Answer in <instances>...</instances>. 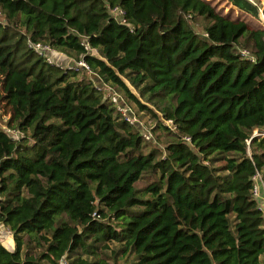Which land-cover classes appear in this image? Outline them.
I'll return each mask as SVG.
<instances>
[{
  "label": "trees",
  "instance_id": "trees-1",
  "mask_svg": "<svg viewBox=\"0 0 264 264\" xmlns=\"http://www.w3.org/2000/svg\"><path fill=\"white\" fill-rule=\"evenodd\" d=\"M226 13L0 0V264H264V26Z\"/></svg>",
  "mask_w": 264,
  "mask_h": 264
},
{
  "label": "rangeland",
  "instance_id": "rangeland-1",
  "mask_svg": "<svg viewBox=\"0 0 264 264\" xmlns=\"http://www.w3.org/2000/svg\"><path fill=\"white\" fill-rule=\"evenodd\" d=\"M210 3L215 7V9L217 11H219L222 14H225V12L229 13L227 14L230 18H243L246 19L250 24L253 25H264V0H252L253 2L256 3V5L258 6V11H257V17L253 16L249 13L243 12V11H239L236 8H234L227 0H209ZM199 23H197L195 25V29L200 31V25L204 23V20H202V18H199ZM248 48V47H247ZM54 57L55 58H61L63 59V57H65V55L63 53H59V52H54ZM99 82V80H98ZM106 89V87H105ZM130 109H133V107L131 106ZM5 115V114H3ZM133 120L135 122H137V124L141 127V128H146L150 131L149 127L153 124V120L150 119L149 117H147L146 114H141L138 113V115L136 116H132ZM158 132V131H157ZM159 138H163V133L158 132ZM139 183H143V181H139ZM5 232L7 234L10 235V231H8V229L4 228ZM5 234V233H4ZM3 233L0 234V238L2 235H4ZM117 264H127L128 263V254H124L122 257L118 258L116 261Z\"/></svg>",
  "mask_w": 264,
  "mask_h": 264
},
{
  "label": "built area",
  "instance_id": "built-area-1",
  "mask_svg": "<svg viewBox=\"0 0 264 264\" xmlns=\"http://www.w3.org/2000/svg\"><path fill=\"white\" fill-rule=\"evenodd\" d=\"M250 1L253 2L252 0H250ZM116 11H119V10L116 9ZM257 11H258V7H257ZM257 11H256V14H255L256 17H257ZM263 21H264V19H263ZM262 26H264V25H262ZM29 45L32 47V49L34 51H36L37 53L41 54L42 57L44 58V60L47 61V62H54L55 64H58L59 63L60 65L62 63H66L68 66H82V67H87L86 63L81 58L76 59V60H73V61H70L69 59H67V60L64 61L63 59H61L59 57L58 58H55L54 57L55 54L53 52V49H51V47H49L45 43L31 42V43H29ZM85 47H86V45H85ZM241 53L246 54L247 53L246 49H242L241 50ZM110 98L113 101H116L118 99V97L116 95H114V94H111ZM117 108L120 109L124 113V118L126 120H128L129 122H134L133 117H132V114H129V115L126 114V111H128V109L126 107L123 108L121 105H117ZM165 122H166L167 125H170L173 128V125H172L170 119H166ZM7 131L9 133H14L15 134V131H13L11 129H7ZM140 133H141V135L144 138L151 137L150 131L148 129H146V128H141L140 129ZM184 139H188V137L187 136H184ZM256 176H258V175H256ZM252 192H253V194H256V185L255 184L252 187ZM58 264H65V262H64V260L62 258H60Z\"/></svg>",
  "mask_w": 264,
  "mask_h": 264
},
{
  "label": "crops",
  "instance_id": "crops-1",
  "mask_svg": "<svg viewBox=\"0 0 264 264\" xmlns=\"http://www.w3.org/2000/svg\"><path fill=\"white\" fill-rule=\"evenodd\" d=\"M63 60L65 61V60H67V57L65 56V57H63ZM255 185H256V196H258V199H259V203L261 204V205H263L264 204V192H263V188H262V186H261V183H259V177L258 176H256V178H255ZM5 227L0 223V234H4V235H2L1 236V238H0V242L5 246V247H7L8 249H10V248H12V240H11V237H10V235L9 234H7L6 232H5V229H4Z\"/></svg>",
  "mask_w": 264,
  "mask_h": 264
},
{
  "label": "water",
  "instance_id": "water-1",
  "mask_svg": "<svg viewBox=\"0 0 264 264\" xmlns=\"http://www.w3.org/2000/svg\"><path fill=\"white\" fill-rule=\"evenodd\" d=\"M95 79H96V81H97V84L99 85V84H100V82H98L99 79H98L97 77H95Z\"/></svg>",
  "mask_w": 264,
  "mask_h": 264
}]
</instances>
